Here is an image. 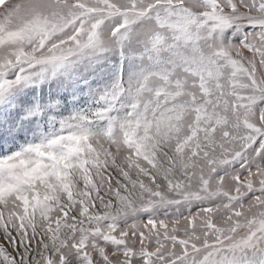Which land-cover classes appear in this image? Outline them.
Masks as SVG:
<instances>
[{"label":"snow or ice","instance_id":"6c2138e0","mask_svg":"<svg viewBox=\"0 0 264 264\" xmlns=\"http://www.w3.org/2000/svg\"><path fill=\"white\" fill-rule=\"evenodd\" d=\"M0 264H264V0H0Z\"/></svg>","mask_w":264,"mask_h":264}]
</instances>
